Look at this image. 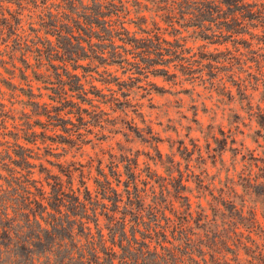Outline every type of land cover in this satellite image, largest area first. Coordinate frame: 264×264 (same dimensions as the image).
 I'll return each mask as SVG.
<instances>
[{"label":"rangeland","instance_id":"1","mask_svg":"<svg viewBox=\"0 0 264 264\" xmlns=\"http://www.w3.org/2000/svg\"><path fill=\"white\" fill-rule=\"evenodd\" d=\"M120 1L122 11L101 16L99 8L112 9L104 0H0V227L33 220L42 193L48 209L62 203L71 220H84L74 233L85 249L87 236L97 244L101 234L106 247L114 235L126 240L139 220L140 232L151 230L139 264H160L155 247L161 264H205L172 250L162 231L192 238L208 264H264V188L244 169L264 160V76L256 71L264 75V23L234 14L230 0L222 10L218 0L211 8L205 0ZM256 1L264 0L239 3ZM64 12L95 22L66 25ZM25 44L56 67L45 71L36 52L24 62ZM57 46L71 56L66 69L57 68ZM230 203L247 220H233ZM27 227L30 239L40 232L52 241ZM45 246L30 245L43 263Z\"/></svg>","mask_w":264,"mask_h":264},{"label":"trees","instance_id":"2","mask_svg":"<svg viewBox=\"0 0 264 264\" xmlns=\"http://www.w3.org/2000/svg\"><path fill=\"white\" fill-rule=\"evenodd\" d=\"M62 1H65L66 3V2H69L70 0H62ZM79 1L80 0H78V2ZM205 1L206 3L209 4V8H211L212 4L217 7V5H215L217 2L216 0H213L212 2L211 0H205ZM218 1H219L218 9H221V10L223 9L222 5H225L226 1H227V4L229 2V0H225V1L218 0ZM104 2H105L104 6L106 5L110 6L112 7V9L108 10L109 13H105L102 11V9L99 8V10H97L95 14H98L101 16L110 15V13L117 14L119 11H122V9L124 8V5L120 0H118L119 4L114 3V0H104ZM230 2L231 3H229L228 8L230 9V11H234V14H240V15L246 14V17L250 19H257L264 23V1H256L252 4L251 3H239L241 2V0H230ZM99 5L101 6V4ZM201 6L204 7L205 4H201ZM49 15L50 17H53L52 14H49ZM64 15H68V18H66L64 22V24L66 25H68L70 22L75 23V21H77L76 25L78 26H82V23H83V24H86L92 27L93 23L95 22V21H92L91 18H89V19L84 20L82 23H80L79 20H76L75 18H73V16L65 12H64ZM7 22L8 21H6V24L4 25H9L7 24ZM19 22L20 21H18V23ZM109 25H112V24L109 23ZM122 28L126 32L128 31L126 28H124L123 25H122ZM0 31H3V27L1 26H0ZM70 31L71 32H69L68 30H65V32L67 33L66 34L67 37L69 33L72 36V30ZM263 32H264V29H263ZM50 45L51 43L49 44V46ZM137 47H142V46H137ZM54 50H55V55L63 54L60 60L62 61L63 64L57 66V68L60 67L62 69H66L67 67H66L65 61L67 59H70L71 57V56H66L68 55L67 54L68 50L64 48L63 46H57L56 48H54ZM19 51L21 52V56H22V59H24V62H25L26 53L29 55V53L36 52L35 53L36 59L38 63L40 64V67H43L45 71H50L46 69L47 67H51V68L56 67V65L52 63L50 60L52 57L51 55L52 53L50 54L51 56L47 57L48 59L46 60V62L45 63L43 62L42 60L43 51H42V48L38 46L34 50L32 48H28L27 44H25L24 47H19ZM101 53H104V52L102 51ZM137 56L139 58H137ZM100 57H102V55H100ZM132 58L135 60L137 59L142 60L143 57L141 56V54L139 55L135 54L132 56ZM125 61H128V60H125ZM137 62H131L132 66L133 64L135 65V63ZM256 63L260 64L259 61H257ZM26 64L28 65L27 62ZM256 71H258L257 73H259L261 76H264L261 66H259V68H257ZM33 73L35 75H40L39 73L41 72L33 70ZM55 73L57 74V76H61L58 70H56ZM59 78L60 77H58V80ZM242 85L246 86L247 84H242ZM61 89L65 90L63 86H61ZM30 94H33V92L30 91ZM262 117H264V114L262 115ZM261 125L262 127H264V121L261 123ZM253 159L257 160L254 157ZM253 168H256L257 172H254L252 170ZM244 169L246 170V176L249 180L260 182L262 184V187L264 188V160H260V162L251 161L250 164H248L247 167H245ZM39 197L40 198L38 199L36 198L34 200L38 210H33V212L31 213L33 216V220H26V225H22L23 224L22 222L18 223L17 228H14V224H13L16 220H12V223L9 220H7L9 224L8 225L3 224L0 227V233L4 234V238H0V264H139L140 262H145L147 256L149 255L150 253L149 251L151 249H150V240L148 239L150 238L151 230H149L148 226H146L144 227V230H143L144 232H140V229L138 228L139 220H137V223L134 222L132 226V236L127 237L126 240L123 241L121 238L120 242H117L114 238L115 237L114 235L110 242V246L106 247L104 243L105 241L102 240L101 234L99 236L97 244L95 240L89 239V236H87V238H83V239L85 243L89 241L90 245L85 249L81 243L79 234L74 233V227L78 226V224L83 225L84 220H71V217L69 216V212L68 211L64 212L62 208L60 207V205L63 206V204L59 202V199H60L59 194H56V199L60 203L58 204L59 205L58 208H51L49 206V209H48V202H47L48 198H46V195L39 193ZM212 197L214 196L212 195ZM214 200H216V198ZM7 201L9 202V199ZM2 203H3V200L1 199L0 205ZM222 204L224 203L222 202ZM230 205H232L233 206L232 209L236 211V216H233V220H247V218H245V216L243 215V213L245 212L243 208H237L236 206H234L235 205L234 203H230ZM4 213H7V209L4 210ZM56 213L60 214L59 216H61V219L63 216H65L64 214H66V218L68 220H56L58 218V215H56ZM249 213L251 215H254V213L251 210H249ZM26 215H28V213ZM46 215L48 216V218L52 217V219L54 220H50L48 218L46 219L45 217ZM28 219H29V216H28ZM251 220H255L254 216L251 218ZM0 221H3V220H0ZM142 221L144 222V220ZM58 222H60V224ZM124 224H125V220H124ZM26 226H28L27 228H33V229L38 228L39 231L41 232H46V233L50 232V235H52V241L45 242L41 238L40 232L37 233V236H36V239L38 241L30 239L32 237L31 233H30L31 235L30 238L28 237L29 235H25ZM179 226H180V229H182L181 228L182 225L180 224ZM60 228L64 230V234L61 232L60 233L57 232L58 234H56V231H58ZM237 228L243 229V226L239 225L237 226ZM122 232H125V231H122ZM136 232H138L141 235V240H139L136 237ZM159 235L162 236V239L165 243H169L172 246V250L179 249V248L181 249L182 247H184V250L190 253L189 254V253L184 252L186 255H189L187 258L192 263H196L198 261V260L196 261L195 257L202 255L201 261L204 262L205 264H208L207 259L204 255V252L199 250L200 246L197 249V244L193 243V241L191 240L192 238H188L185 241H183V238L182 240H180L179 237L173 236V239L169 240L167 236L165 235L164 231H162L161 234ZM33 241L39 242V243H46V246L43 247V250H42L43 254H47V258L44 260V263L39 262L40 257H41L40 254H37V252H35L34 250L30 248V245L32 244ZM127 243H128L127 251H126L127 254L125 253L123 255H120L114 251V247H120V249H122ZM158 247L165 250L164 248L165 246L163 244H158ZM132 248L134 251H132ZM144 248H146V250ZM99 249H102V250L99 252ZM61 251L64 252L63 258L59 261L57 260L53 261L52 255L54 253H59ZM192 251H195L196 254L195 255L192 254ZM131 252H136V254L135 253L132 254ZM36 254L38 256H36ZM155 257L161 258L160 264L164 262L163 261V258H165L164 254L158 253L156 247H155ZM170 257L174 261H175L174 258H180L178 259L179 262L182 261V256L180 255H176L172 253ZM210 261L212 262V258L210 259Z\"/></svg>","mask_w":264,"mask_h":264}]
</instances>
